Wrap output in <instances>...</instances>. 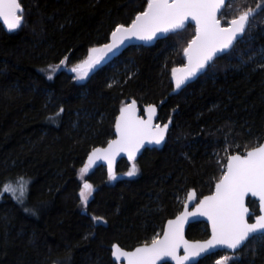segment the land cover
Listing matches in <instances>:
<instances>
[{
    "label": "trees",
    "instance_id": "16d2710c",
    "mask_svg": "<svg viewBox=\"0 0 264 264\" xmlns=\"http://www.w3.org/2000/svg\"><path fill=\"white\" fill-rule=\"evenodd\" d=\"M20 2L21 28L7 33L0 25V188L19 176L29 185L22 203L0 195V264H115L113 244L150 243L182 211L188 191L202 198L214 190L228 155L264 141V0H230L220 18L229 5L232 16L256 10L243 41L178 93L171 69L186 63L194 26L131 47L83 80L70 71L49 79L48 65L85 58L146 0ZM132 99L141 109L156 105L159 123L172 122L165 147L145 150L133 179L108 184L105 168L89 170L84 178L97 191L84 210L79 170L92 148L114 138L122 102ZM131 165L122 161L116 172ZM248 205L257 215V202ZM187 236L205 240L208 226L193 224ZM221 254L198 264H215ZM237 255L232 264H264V239Z\"/></svg>",
    "mask_w": 264,
    "mask_h": 264
},
{
    "label": "snow or ice",
    "instance_id": "6c2138e0",
    "mask_svg": "<svg viewBox=\"0 0 264 264\" xmlns=\"http://www.w3.org/2000/svg\"><path fill=\"white\" fill-rule=\"evenodd\" d=\"M225 5V0H146L142 11L136 12L128 24L118 23L110 33V41L91 46L85 58L73 64L68 70L75 73L73 79L83 80L102 62L117 54L127 40L132 38L150 41L158 34L178 33L184 30L189 21H194V35L187 41L183 54L187 62L171 69L175 89H180L186 81L195 77L214 63L219 54L234 47V42L247 30L250 18L255 9L247 8L239 15L222 23L218 12ZM230 6V5H229ZM261 5H257L260 8ZM23 6L20 0H0V18L9 30L23 25ZM65 56L59 64L48 65V78L67 66ZM61 107L59 112H63ZM144 111L147 118L139 115L137 101L122 102L119 115L115 121L116 138L109 140L106 147H94L88 154L87 161L80 168L78 175L82 180L79 191L81 203L87 205L92 195L93 185L84 177L98 160L108 162V175L116 179L112 164L115 157L127 153L133 161L127 172L134 176L139 171L135 163L136 154L146 142L160 144L165 139L169 124H155L156 105L148 104ZM238 148L239 145H236ZM228 151L226 147L224 149ZM29 180L19 176L15 181H5L0 188V195L7 192L18 202H23L27 193ZM258 198L259 215L255 222L249 219L254 213L246 203V199ZM198 199V202H197ZM186 200L195 203L191 211L185 203L182 211L174 219H169L163 229V234H156L151 241L145 242L133 250H125L119 244L112 245V256L116 260L124 259L126 264H158L164 257H170L176 264H185L190 258L199 257L202 253L212 252L217 247H225L238 252L246 242L256 239L257 235L264 239V143L245 147V154L236 152L227 156V162L222 166L215 188L209 195L197 198L196 190L187 192ZM204 216L210 222L211 235L203 241H189L184 237V225L189 217ZM97 222L103 217H93ZM183 246L184 255H178ZM230 256H221L216 264H228Z\"/></svg>",
    "mask_w": 264,
    "mask_h": 264
},
{
    "label": "water",
    "instance_id": "95a60500",
    "mask_svg": "<svg viewBox=\"0 0 264 264\" xmlns=\"http://www.w3.org/2000/svg\"><path fill=\"white\" fill-rule=\"evenodd\" d=\"M229 2H230V0H225V5L222 7L221 11L218 12V17H219V18H220V15H221L222 11L227 7V5H228ZM23 9H24V8H23ZM23 14H24V12H23ZM23 21H24V19H23ZM0 25L3 27V29H4L7 33H13V32H16V31H18V30L21 28V27H19V28H17V29L9 30V29L7 28V25L4 23V21H3L2 18H0ZM188 25H192V26L195 27V23H194V21H189V22L187 23V26H188ZM187 26H186V27H187ZM181 31H183V30H181ZM181 31H179V32H181ZM170 34H176V33L158 34V36H157L156 38H154V39H152V40H150V41L140 40V39H136V38H132V39H130V40H127V41L125 42V44H124L123 46H121L119 52H118L117 54H115L114 56H110V58L107 59V61H108V62L114 61L115 59L119 58V57H120V56H121L126 50H128V49L131 48V47H138V46H151V45H154V44H156L157 42H159V41H161V40H164V39H165L168 35H170ZM244 35H245V33H244L239 39H237V40L234 42V46H235L237 43H239V42L241 41V39L243 38ZM109 41H110V40H109ZM233 48H234V47H233ZM233 48H231L230 50H227V51H226L225 53H223V54H219V55L217 56V58H219L220 56H223V55L228 54ZM217 58H215V60H216ZM215 60H214V61H215ZM186 62H187V60H186ZM207 68H208V67H207ZM207 68H206L204 71L198 73L195 77H193V78L189 79L188 81H186L185 84L182 85V87H181L180 89H175V93H178L179 91L182 90V88L186 87L188 84H190L191 82H193L194 80H196L200 75H202V74L207 70ZM173 82H174V81H173ZM174 85H175V83H174ZM129 103H130V102H129ZM137 108L139 109V113H138V114L141 115V116H144V118L146 119V118H147V114H146V112L144 111V109H141V108L139 107L138 103H137ZM158 115H159V109H158V107L156 106V113H155V116H154V120H153V122H154L155 124H161V125H163L162 123H159V122H158ZM167 123L169 124V127H168L167 132L165 133V139H164L163 141H161L160 144H156V143H154V142H152V143H148V142H146V143L144 144V146L140 149V151L136 154V160H135V162H138V161H139V159L141 158V156L143 155V153H144L145 150H161V149H163V148L165 147V144H166V140H167L168 134H169V132H170V130H171V128H172V122L169 121V122H167ZM115 138H116V133H115V130H114V138H113V139H115ZM262 143H264V141H263ZM106 146H107V144H106L105 146H103V147H106ZM122 161H127L128 163H132V162H133V161H130V160L128 159L127 153H124V152L119 153V154L115 157V159H114V161H113V164H112V169H113V172H114V173H116V171H117V167H118L119 163L122 162ZM99 167H103V168H105V169H106V172H107V175H108V162L105 161V160H98V161H96V163L92 166V168L90 169V171H93V170H95V169H97V168H99ZM108 176H109V175H108ZM196 194H197V192H196ZM197 198H198V195H197ZM249 201H255V202H257V205H258V198H256V197H251V196H249V197L246 199V203L248 204ZM197 202H198V199H197ZM185 203H187V206H188V210H189V211H191L192 208L195 207V203H193V202H189V201L186 200ZM184 205H185V204H184ZM248 206H249V205H248ZM183 208H184V206H183ZM249 208H250V206H249ZM182 210H183V209H182ZM250 212L254 213V215H252V216L250 217V219H249V222H250V223H253V222H255V212H254L251 208H250ZM259 214H260V212H259V207H258V214H257V215H259ZM174 218H175V217H174ZM174 218H171V219H174ZM167 221H168V220H167ZM197 223H204V224H206V225L208 226V229H209V236L211 235V226H210V222L207 220V217H204V216L189 217L188 221H187V222L185 223V225H184V237H185L186 240H189V241H197V240H191V239H189L188 236H187V234H188V230H189L190 226L193 225V224H197ZM166 224H167V222L165 223L164 227L166 226ZM163 229H164V228H163ZM162 234H163V231H162L161 235H162ZM258 236H259V235H257V237H258ZM208 238H209V237H208ZM208 238H207V239H208ZM205 240H206V239H205ZM199 241H203V240H199ZM248 242H249V241H248ZM248 242H246V244H247ZM246 244H245V245H246ZM244 247H245V246H242L241 249H240L238 252H240ZM111 250H112V248H111ZM125 250H127V249H125ZM132 250H133V249H132ZM220 252H227V253L234 254V250H230V249H227V248H225V247H217V248L214 249L212 252H209V253H202L199 257L190 258V261L185 262V264H198L201 260H203V259H205V258H207V257H209V256H212V255H214V254L220 253ZM238 252H236L235 254H237ZM178 255H181V256L184 255V249H183V246H181V248L178 250ZM112 259H113V262H114L115 264H126V262L124 261L123 258H121L120 260H116V259L112 256ZM158 264H176V262H175L174 260H172L170 257H164V258H162L160 261H158Z\"/></svg>",
    "mask_w": 264,
    "mask_h": 264
},
{
    "label": "rangeland",
    "instance_id": "374dc122",
    "mask_svg": "<svg viewBox=\"0 0 264 264\" xmlns=\"http://www.w3.org/2000/svg\"><path fill=\"white\" fill-rule=\"evenodd\" d=\"M231 9H232V6H228V10H226L225 11V13H223V16L221 17V21H222V23H224V22H226L227 20H230L233 16L232 15H230V14H232V13H230L231 12ZM253 17H254V15L250 18V24H251V21H252V19H253ZM195 28V27H194ZM246 33V32H245ZM243 41V38L241 39V41L240 42H242ZM107 60L106 61H104V62H102L96 69H98V68H100L101 66H103V65H105V64H107ZM70 67H69V65H68V61H67V66L66 67H64V66H62V68L60 69V70H58L55 74H58V73H60V72H63V71H69L68 69H69ZM95 69V70H96ZM72 73V72H71ZM54 74V75H55ZM173 79V78H172ZM174 81V80H173ZM133 163V162H132ZM131 163V164H132ZM135 163H137V162H135ZM138 166V165H137ZM131 168V166L129 167V169ZM129 169L127 170V171H125V172H116L115 173V175H116V179H110L109 178V180H108V184H115L117 181H119V180H122V179H133V178H136V177H138L139 176V173H140V170L137 172V174L136 175H134V176H128L127 175V172L129 171ZM138 169H139V166H138ZM93 188H94V191H93V193H92V195L89 197V201H88V203H87V205H84V204H82V207H83V209L85 210L86 209V207L88 206V204H89V202H90V200L93 198V196H94V193L97 191V189L93 186ZM185 201H186V199H185ZM184 204H185V202H184ZM97 224H100V223H104V221H100V222H97V221H95ZM221 256H230V257H232V259L231 260H229L228 261V264H232L234 261H237V260H240V256L239 255H237V254H231V253H227V252H222V254L221 255H219L218 257H217V259H219V257H221ZM216 259V260H217ZM216 260H215V264H216Z\"/></svg>",
    "mask_w": 264,
    "mask_h": 264
}]
</instances>
